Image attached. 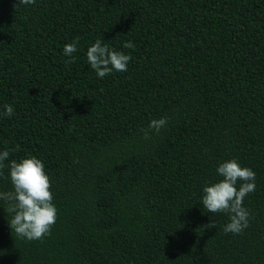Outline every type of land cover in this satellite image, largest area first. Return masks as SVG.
I'll list each match as a JSON object with an SVG mask.
<instances>
[{"label":"trees","instance_id":"trees-1","mask_svg":"<svg viewBox=\"0 0 264 264\" xmlns=\"http://www.w3.org/2000/svg\"><path fill=\"white\" fill-rule=\"evenodd\" d=\"M97 39L130 54L126 72L97 77ZM4 150L0 192L36 157L57 219L28 241L0 200V264H264V0H0ZM231 159L256 174L237 235L202 205Z\"/></svg>","mask_w":264,"mask_h":264},{"label":"clouds","instance_id":"clouds-1","mask_svg":"<svg viewBox=\"0 0 264 264\" xmlns=\"http://www.w3.org/2000/svg\"><path fill=\"white\" fill-rule=\"evenodd\" d=\"M35 3L36 0H17V7L35 5ZM78 40L79 38L64 46V56L71 57L66 63L75 62L73 54L77 52ZM123 47L131 49L135 45L129 41ZM86 58L91 69L100 79L113 71L126 72L131 60L130 54L110 48L102 39H97L87 49ZM14 111L12 105H5L2 115L11 117ZM167 123L166 117L152 120L148 128L142 130L145 138H149L150 133L153 132L159 134ZM9 155L8 150L0 151V169L5 167L4 161L8 160ZM7 167L13 190L0 192V200L7 202V212L13 214L9 227L22 239L42 240L51 234L57 219V209L52 203L53 195L50 191L51 182L45 174L44 164L36 157H29L20 162L12 160ZM216 171L222 179L211 186H204L202 205L209 213H223L228 216L229 222L223 229L225 234H242L249 227L250 217V212L243 206V202L248 194L255 191L256 174L252 169L242 167L236 159L220 164ZM0 175H3L2 171ZM238 182L240 186L237 189ZM207 227L215 228L216 222Z\"/></svg>","mask_w":264,"mask_h":264}]
</instances>
